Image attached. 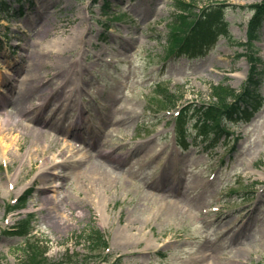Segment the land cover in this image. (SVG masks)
I'll return each instance as SVG.
<instances>
[{
  "label": "rangeland",
  "instance_id": "rangeland-1",
  "mask_svg": "<svg viewBox=\"0 0 264 264\" xmlns=\"http://www.w3.org/2000/svg\"><path fill=\"white\" fill-rule=\"evenodd\" d=\"M105 1L26 0L23 17L0 21V112L23 122L0 130V229L20 218L8 203L32 185L34 234L55 263L67 249L87 259L98 228L110 260L91 264H264V106L212 145L192 124L177 141L173 114L150 102L159 82L179 106L210 102L220 82L239 89L248 7L261 0H222L235 5L229 35L197 58L167 55L175 0ZM256 55L264 96V27ZM91 146L120 163L105 187L89 178ZM24 245L0 234L3 264H19Z\"/></svg>",
  "mask_w": 264,
  "mask_h": 264
},
{
  "label": "trees",
  "instance_id": "trees-1",
  "mask_svg": "<svg viewBox=\"0 0 264 264\" xmlns=\"http://www.w3.org/2000/svg\"><path fill=\"white\" fill-rule=\"evenodd\" d=\"M181 13L175 16L176 32L174 33V45L178 52L186 54H196L200 52L201 46L204 41L210 40L213 35L218 31H224L226 23L224 21V7L222 5H209L202 7L200 12L193 11L195 5L193 3L185 2L184 0L178 1L176 6ZM255 14L249 24L248 39L249 45H253L254 41L259 39V33L264 22V0L254 6ZM11 5L0 0V11L9 14ZM203 41V42H202ZM202 42V44H201ZM254 62L256 59L250 57ZM256 69L253 64L250 69L248 81L246 82L243 90L236 93L229 87L219 86L214 89V95L217 97V102L208 107L198 106L193 108L192 111L202 115V121L205 126L209 123L215 126L216 129L220 128V123L224 119L231 121H246L249 122L255 113L262 106V97L256 90ZM193 105L185 107L181 112L180 122L184 121L187 112ZM200 107V108H199ZM27 196L21 201L20 207L26 206ZM33 216L21 220L16 230L11 234L28 236L31 234ZM96 239H91L98 242L103 237L97 231ZM104 243V241H102ZM96 243L93 241L92 245ZM26 260L23 264H47L48 258L43 255V251L36 244L28 243Z\"/></svg>",
  "mask_w": 264,
  "mask_h": 264
},
{
  "label": "bare ground",
  "instance_id": "bare-ground-1",
  "mask_svg": "<svg viewBox=\"0 0 264 264\" xmlns=\"http://www.w3.org/2000/svg\"><path fill=\"white\" fill-rule=\"evenodd\" d=\"M32 81V77L28 74L23 82H29ZM22 82V83H23ZM59 89L60 86L58 87ZM24 93H27V90H24ZM23 100V99H22ZM20 103V100L19 102ZM2 105V104H1ZM20 115L26 114V111L24 109H19ZM2 126L1 131H11L16 125L23 124L21 119L16 118H10V117H4L2 118ZM7 133H3V136L0 137V161H5V154L3 149H1V146L4 145V143L7 141ZM8 147L7 145H5ZM86 154V153H85ZM128 152L122 153V155H127ZM88 157H91L94 159V162L90 166L91 168L88 170L89 178L93 184L96 185H102L107 186L110 184V182L113 179V175L111 173H116L118 168L120 167V163L111 157L110 153L107 151H97L95 155H88ZM83 159L75 160L76 166L74 171L77 172L78 168L82 165Z\"/></svg>",
  "mask_w": 264,
  "mask_h": 264
}]
</instances>
